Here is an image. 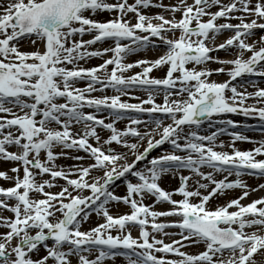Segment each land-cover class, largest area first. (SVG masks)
I'll list each match as a JSON object with an SVG mask.
<instances>
[{"label":"snow or ice","instance_id":"1","mask_svg":"<svg viewBox=\"0 0 264 264\" xmlns=\"http://www.w3.org/2000/svg\"><path fill=\"white\" fill-rule=\"evenodd\" d=\"M149 7L161 13L141 11ZM103 12L110 14L108 19L93 18ZM256 30H264V0H178L170 5L162 0H0V161L13 165L0 170V180L10 182L0 186V228L5 229L0 232V264H103L117 255L127 264H264V196L241 203L264 189V183L250 188L241 178L264 177V158L257 159L264 157V139L232 131L226 145L218 138L228 126L240 125L213 120L226 113L254 117L264 134V87L254 80L235 83L244 76L264 78V34L246 42ZM224 31L233 34L216 44ZM26 37L43 50L21 51L19 42ZM101 43L108 46L90 50ZM161 46L165 50L155 59L124 62L130 54ZM229 49L235 50L231 59L212 55ZM91 58L102 62L87 68L80 64ZM210 63L220 67L208 68ZM132 68L141 70L125 76ZM160 69L162 77L150 75ZM214 74L227 79L209 80ZM80 81L84 87L76 86ZM137 87L145 99L121 101ZM107 89L116 94L92 95ZM105 111L110 122L99 115ZM129 112L148 113L151 119L128 116V124L117 129L116 122ZM216 123L225 127L201 133L205 124L211 128ZM142 124L144 131L138 129ZM98 128L110 134L101 139ZM237 141L254 147L240 150ZM165 143L170 151L148 159ZM225 147L230 151L217 150ZM61 157L79 163L58 167ZM168 174L179 180L171 191L158 182ZM121 179L125 194L117 195L110 189ZM234 189L240 190L236 198L207 206ZM148 197L151 205L144 203ZM113 203H123L130 212L110 214ZM161 203L170 207L154 210ZM5 211L12 215L4 216ZM93 213L100 222L82 230ZM167 217L179 219H160ZM132 228L138 230L136 237ZM169 228L178 231H165ZM172 236L178 239L165 242ZM199 245L203 250L196 253L183 250ZM41 246L44 255H39Z\"/></svg>","mask_w":264,"mask_h":264},{"label":"rangeland","instance_id":"2","mask_svg":"<svg viewBox=\"0 0 264 264\" xmlns=\"http://www.w3.org/2000/svg\"><path fill=\"white\" fill-rule=\"evenodd\" d=\"M162 1H165L166 5H170V4H174V3H177L178 2V0H162ZM110 2H111V0H110ZM187 2L188 3H192V0H187ZM223 2L224 3H227L228 0H223ZM211 10L212 11H215L216 8H213ZM103 13H107V12H103ZM98 14H99L98 16L93 17V18L96 19V20H100V21L105 20L101 16V13H98ZM165 17H167V16H165ZM222 22H223L222 20H218L217 21V23H222ZM229 22L230 23H233V24L237 23L234 20H230ZM256 33H258L257 30L255 31V34ZM230 35H231V32L224 31L223 33H221L220 35H218V37H216L215 43L216 44H219V43L223 42V40L226 37H229ZM89 38L90 37L87 36V35H85L83 37V39H85V40L86 39H89ZM22 41L23 42L19 46V48L21 50L33 51V50H35V47H37V46L40 47L41 51L43 50L42 45H40L38 43L37 46H33L30 43L29 38H27V37L24 38V39H22ZM102 46H105L106 47V46H108V44L107 43H101V44L93 45V46H91V49L90 50L96 49V48H100ZM110 55H111L110 53L107 54V55H105L104 59L108 58V56H110ZM212 55L218 56V57H221V58L231 59L235 55V50L234 49H229L227 52H225V51H217V52L212 53ZM248 55H249V53H245L244 54L245 58ZM139 58H140V54H130L127 57H125L124 62L125 63H131V62H133V61H135V60H137ZM101 62H102V60L100 58H91V59H88L87 61H81L80 64L83 67H86L87 68V67L95 66V65H97V64H99ZM208 65L215 66L216 68L217 67H220V65L214 64V63H210ZM140 70H141L140 68H132L130 71L124 73V75L125 76H130L133 73L138 72ZM150 75L153 76V77L160 78V77H162L164 75V70L163 69L156 70V71H154V73H150ZM222 76L225 77L223 80H226L227 79V76H225V75H222ZM254 77H255V79H251V78H249L247 76H244L242 78H238L235 83L237 85H240V84L244 83L245 81L254 80L259 87H264V78L257 77V76H254ZM76 86L77 87H84L85 86V82L84 81H80V82L77 83ZM245 87H247V91H249V92L254 91L253 87H251V86H248V85L245 84ZM238 90H242V89H239L238 88ZM115 94L116 93L112 89H107L104 92L97 91V92L92 93L93 96L115 95ZM145 98H146V93L142 89H140L139 87H137V88H134V89L131 90V95L130 96H121V101L135 104V103H139L140 100L145 99ZM155 100H156L157 103H161L162 102V94L161 95H157L155 97ZM250 103H253V101L252 100L246 101V104H250ZM144 107H150V105H144ZM85 111H94V110L93 109H85ZM99 115H101L102 117L106 118V122H110L109 119H107L108 113L106 111L103 112V113H100ZM128 116L136 117V118L141 119V120H144V121H147V120H150L151 119V117H150V115L148 113L137 114L135 112H129V113H126L125 114V119L116 122L115 127L117 129H123L128 124V118H127ZM228 119H231V120L237 122V124L240 125V127H237L235 129H233L232 127L228 126L227 127V132L224 135H221L218 138L219 140L225 141V144L226 145H227V143L231 139V137L227 133L228 132H232V131L241 132V134L248 136L252 140L259 141L261 139H264V134H262L261 131H260V124H259V121H258L257 118H254V117H245V116H243L242 114H239V113H226V114H221L219 116H214L213 117V120L214 121H217V122L218 121H221V120H228ZM163 122L166 124V123H169L170 121H168L167 119H165ZM245 125L247 127H243ZM147 127L150 128V127H152V125L149 124V125H147ZM216 127H225V125L216 123L213 127L209 128L207 126V124H205V126L200 131H201L202 134H207L210 131H215ZM144 128H145V125H143V124L138 126V129L140 131H144ZM75 130L76 129L74 127L73 128V131H75ZM97 131H98V134L101 136V139L106 138L110 134L108 131L102 130V129H99V128L97 129ZM155 138H158V137H155ZM140 144H141L140 150L142 151L143 150V147L146 146V140L145 141H141ZM112 147L116 148L117 151H121V152L125 151V149L120 148V147L116 146L115 144H113ZM235 147L238 148V149H240V150H250V149H252L254 147V145L252 143H248V142H240V141H237L235 143ZM11 150H15V149H11ZM170 150H171L170 145L167 144V143H165L164 145L158 146L157 148L153 149L150 152L148 159H151L154 156H158V155L163 154L165 152H168ZM217 150L230 151V149H228L227 147H225L224 149H217ZM181 154H183V153H181ZM260 158H264V157H257V159H260ZM57 161H72V160H70V159H64L63 157H61ZM88 162L89 161H87V160L83 161L84 164H87ZM129 162H131V157L129 158ZM8 163H10V162H8ZM143 163H146V161L143 162ZM143 163H138L137 167H143ZM11 165L12 164L3 166L2 168L0 167V170H3L4 167H7V169H9L11 167ZM186 172H187V170H182L181 174L185 175ZM8 174L9 175H12L11 172H9ZM98 174L99 173H95V172L93 173L94 176L95 175H98ZM252 177L253 176L244 175L241 178L244 180V182H247V180H249ZM168 178L171 179V180H173V182L178 185V183H179L178 178H173V176L170 175V174L163 175L158 182L160 183L161 180H165V179H168ZM215 178L216 179H221L222 177L220 175H216ZM234 178L235 177H228L229 180H232ZM128 179L131 180L132 178L129 176ZM132 182H135V181L133 180ZM56 183L62 185L64 183V181L63 180H57ZM0 186H4V187L10 186V182L4 181V180H0ZM46 190H48V189H46ZM58 190H59L58 188H52V189H50V191H52V192H56ZM110 190L114 191V193L117 194V195H124L125 194V182H124V179L115 181L113 183V185H112V187H111ZM231 191L232 190H226L225 192H231ZM251 193H259V195L262 194L264 196V189L257 190L255 192H251ZM85 194H87V193H85ZM33 195H35V194H33ZM249 196L247 198H245L244 200H242L241 203L244 204L246 201L250 200ZM214 198L210 199V204L212 203V200H214ZM148 199H149V197L144 200V203H146L148 201ZM163 204H165L163 206V208H162L163 210H167L170 207L166 203H163ZM125 206L126 205H124L123 203H113V204L109 205L108 207H109L110 214H112V215L115 216V215H118V214H124V207ZM231 210H234V209H230V211ZM3 215L4 216H11L12 214L10 212H8V211H5V212H3ZM160 219H162V220H177L179 218L178 217H167V218H160ZM98 222H100V218L97 217L93 213L92 215H90V218H89L88 222H86V223H84L82 225V230H87L88 228H90L92 226H95V224L98 223ZM89 225H91V226L88 227ZM85 227H88V228H85ZM133 229L134 230L131 231L132 232V235H133V237H136L137 236V233H138V230L136 228H133ZM3 231H5V229L4 228H0V232H3ZM165 231H168V232H177L178 229H176V228H169V229H165ZM246 231H251V229H246ZM115 234L116 233L113 232V235H115ZM171 239H178V237L177 236H172V237H166L165 238V240H167V241H170ZM13 243H15V241ZM48 243L51 244V241H48ZM190 248L191 247H188L187 249H190ZM191 249H193V248H191ZM44 254H45L44 253V249L41 246L40 247L39 255H44ZM34 258H35V254H34ZM111 261L113 263H115V264H127V260L125 259V257L120 256V255H117L113 259H105V261L103 263L104 264L105 263H108L109 264V263H112ZM73 263H75V260H73ZM49 264H51V261L49 262Z\"/></svg>","mask_w":264,"mask_h":264},{"label":"bare ground","instance_id":"3","mask_svg":"<svg viewBox=\"0 0 264 264\" xmlns=\"http://www.w3.org/2000/svg\"><path fill=\"white\" fill-rule=\"evenodd\" d=\"M129 2L131 3V2H133V0H129ZM154 2H155V0H154ZM162 2H163L164 5H166L165 1H162ZM141 11L144 12V14H149V15L150 14H155V13H161V9L158 8V7H149L148 9H142ZM98 15L99 14L94 15L93 17H96ZM163 15L169 17L170 13H168V12L165 11V12H163ZM175 15H176V18L179 19L180 13L177 12ZM101 16L106 20V19L109 18L110 14L109 13H101ZM232 20L238 22L235 19H232ZM257 31H258V33H256L254 36H251V37H249L247 39V42L248 43H252L253 40H257L262 34H264V30H257ZM232 34L233 33H231V35ZM168 35L171 36L172 34L169 33ZM177 35H178V33H177ZM22 42L23 41L21 39L20 42H19V46L21 45ZM103 47H105V46H102L100 48H103ZM21 51H25V50H21ZM163 51H164V48L162 46L159 47V48H156L154 50L151 47H149L148 49L141 50V51H139L137 53H133V54H140V58L139 59H149L150 60V59H155L156 57H158L160 54L163 53ZM206 66L208 68H212V69L216 68L215 66H212V65H206ZM189 67H191V65H189ZM154 71H156V70H153L152 73H154ZM247 77H249L251 79H255L254 76H247ZM224 78L225 77L222 76V75H212L211 77H209V80H214V81H217V82H222V81H224L223 80ZM54 151H59V149L58 148L57 149H54ZM70 155H81L82 156V155H84V153H82V152H70ZM75 163H79V162L74 161V160H72V161H56V164H57L58 167H65V168L68 167V166H70V165H72V164H75ZM10 164L11 163H8V162H5V161H0V167L1 168L3 166L10 165ZM11 166H13V165H11ZM3 170L7 171L8 169H7V167H4ZM203 171H209V170L205 168V169H203ZM185 175H188V172H186ZM45 178H47V177H45ZM245 183L250 188H254L258 184L264 183V177H255V176H253L252 178H250L249 180H247V182H245ZM159 184H160V186L162 188H164L167 191H171L172 189H174V188H176L178 186L177 184H175L173 182V180H171L169 178L168 179H165V180H161ZM189 185H192V181H189ZM239 195H240V190L239 189H234L231 192H225L223 195H217L214 198V200H212V203L211 204H210V201H209V203H208L207 206L209 208H214L216 206L223 205L229 199L236 198ZM261 196H263V195L262 194L259 195V193H250V196H249L250 200L246 201L244 204H247L251 200L256 199V198H259ZM180 198L181 197L179 195H174L173 196V199H180ZM152 201H153V198L149 197L148 201L145 204L151 205L152 204ZM193 202H196L195 199H193ZM164 205L165 204H163V203L157 204V205H155V209L154 210L162 211L163 210L162 208H163ZM129 212H130V208L128 206H125L124 207V213H129ZM90 226L91 225H89L88 227H90ZM88 227H85V228H88ZM132 230H134V229L132 228L131 231ZM137 235H138V233H137ZM165 242H169V241L165 240ZM203 247H204L203 245H199V246L191 247L193 249H191V248L190 249L185 248L183 250H185L186 252H189V253H196V252L202 251L203 250ZM91 258H94V257H91ZM73 264H75V263H73ZM105 264H108V263H105ZM109 264H115V263L112 262V263H109Z\"/></svg>","mask_w":264,"mask_h":264}]
</instances>
